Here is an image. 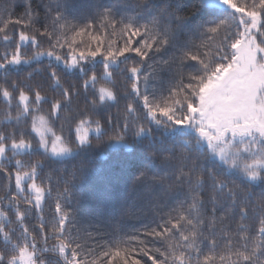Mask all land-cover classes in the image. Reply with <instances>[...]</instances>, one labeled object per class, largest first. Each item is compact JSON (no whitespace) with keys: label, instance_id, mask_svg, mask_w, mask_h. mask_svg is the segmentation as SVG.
Listing matches in <instances>:
<instances>
[{"label":"snow or ice","instance_id":"snow-or-ice-1","mask_svg":"<svg viewBox=\"0 0 264 264\" xmlns=\"http://www.w3.org/2000/svg\"><path fill=\"white\" fill-rule=\"evenodd\" d=\"M20 7L0 13V264H264V0H134L83 24L66 0ZM101 145L157 166L174 206L154 198V226L81 232L75 168L45 217L46 165Z\"/></svg>","mask_w":264,"mask_h":264},{"label":"trees","instance_id":"trees-1","mask_svg":"<svg viewBox=\"0 0 264 264\" xmlns=\"http://www.w3.org/2000/svg\"><path fill=\"white\" fill-rule=\"evenodd\" d=\"M34 4L43 11L41 4L48 0H33ZM55 4L56 0H51ZM134 0H66V17L69 23L83 24L86 20L95 15L99 7H111L116 5L117 17L124 13H132ZM179 3H188L189 0H177ZM22 0H0V13L5 12L10 7H15V11L20 12ZM220 12L213 8H202L198 16L199 22L218 18ZM46 46V45H45ZM0 51L3 46L0 44ZM42 59L43 64L48 63L47 58ZM131 63V62H130ZM37 65H33L35 67ZM30 70L28 68L25 71ZM74 79V77H70ZM156 87L162 88L164 85L158 83ZM53 95L51 91L47 93ZM125 101L121 99L122 108ZM45 110L49 105L42 106ZM6 105L0 100V131H7L10 125L3 123ZM116 109L113 108L112 111ZM95 143V141H94ZM26 158V157H18ZM36 156L33 159H40ZM81 165L83 169L81 171ZM77 170L78 175H83L82 180H78L75 187L72 188V195L67 207L75 210L76 227L81 232L101 233L103 239H107L116 227L125 232L133 229L142 228V226H154V217L148 210L149 203L154 198L159 197L161 203L166 201L167 206L163 211H168L174 206L173 200L164 196V189L153 185L152 177L158 175L157 166H148L145 163V157L140 152L133 149L128 152L123 148H111L101 145L97 149L82 154L76 158H70L62 163L47 164L44 169V175L53 169V193L48 198L44 208V215L50 218L52 215L53 201L56 198L58 189L65 186L63 179L59 185L55 183V177L71 179L73 169ZM66 169L67 171H63ZM146 175L141 178L140 173ZM0 194H3L0 192ZM183 198V197H180ZM11 215V213H10ZM28 224L36 222L35 214L27 221Z\"/></svg>","mask_w":264,"mask_h":264}]
</instances>
